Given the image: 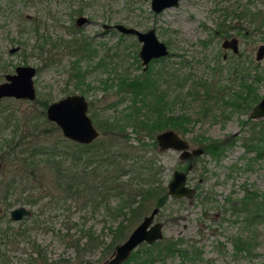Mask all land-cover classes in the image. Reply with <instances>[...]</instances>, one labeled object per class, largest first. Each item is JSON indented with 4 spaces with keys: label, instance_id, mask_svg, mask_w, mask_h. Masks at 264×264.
Here are the masks:
<instances>
[{
    "label": "rangeland",
    "instance_id": "obj_1",
    "mask_svg": "<svg viewBox=\"0 0 264 264\" xmlns=\"http://www.w3.org/2000/svg\"><path fill=\"white\" fill-rule=\"evenodd\" d=\"M150 1L0 0V82L5 74L14 73L16 66L30 65L36 69L33 80L39 101L48 98L51 103L66 95L82 94L88 101L90 117L93 112L99 118L121 116L132 106L148 124L158 119L162 122L171 115L184 116L188 118L185 130L177 133L188 142L190 150L232 137L233 143L217 158L203 152L183 161L179 152L171 149L157 150L156 155L151 152L162 166L165 186L173 172L180 170L187 174L186 183L195 191L191 198L168 195L167 203L154 218L162 224V240L176 239L188 247L192 245L199 257H155L147 264H264V155L257 156L244 146L264 121L249 116L264 98V57L255 60L258 46L264 44V0H179L177 6L159 13L151 10ZM257 11L261 13L250 22V12ZM80 16L89 23L79 27L76 20ZM116 23L142 32L154 28L158 40L167 46L168 55L152 59L143 71L137 38L103 27ZM72 35L87 38L92 44L93 55L78 62L83 78L74 75L76 58L64 46V40ZM232 37L238 39L237 53L222 47L223 39ZM45 38L50 41L44 44ZM239 71L243 72L241 77ZM145 76L149 82L145 81L148 86L143 101L135 99L133 104L130 94L117 91L118 82ZM244 78L257 98L246 106L248 109H235L225 100L233 99L241 90ZM39 109L40 104L33 101L0 99V110L15 119L36 115ZM163 130L167 129L149 134L126 128L134 145L138 137L151 142ZM37 175L38 179H31L29 184L40 186L34 190L39 200L33 204L17 201L11 207L24 205L31 215L11 221L10 209L0 217V264L106 261L113 253L107 251V246L114 227L122 219L106 210L107 205L115 206L116 200L100 204L86 200L87 196L63 198L52 187L55 175L49 168L44 167ZM20 192L21 188L12 197L20 196ZM250 194L260 204L259 215L252 223L238 211L239 200ZM154 207L153 202L148 203L139 221L128 225L119 243ZM5 231L6 238L2 233ZM87 232L97 240L90 242ZM236 245L245 249L237 250ZM140 246L128 264H143L136 258L147 257Z\"/></svg>",
    "mask_w": 264,
    "mask_h": 264
},
{
    "label": "trees",
    "instance_id": "obj_2",
    "mask_svg": "<svg viewBox=\"0 0 264 264\" xmlns=\"http://www.w3.org/2000/svg\"><path fill=\"white\" fill-rule=\"evenodd\" d=\"M260 13V11L250 12V22ZM37 30L35 28V33H38ZM49 41L45 38L44 44ZM64 43L66 49L76 58L72 65V69L75 67L74 75L83 78L84 73L79 69L78 62L81 58L86 59L93 55L91 42L87 38H77L72 35L70 39L64 40ZM52 46L57 47L56 43H52ZM239 73L241 77L243 72L239 71ZM148 79V76H145L130 82L126 80L118 82L117 91L130 94L133 104L135 99L143 101L144 89L148 86L145 85V81L149 82ZM255 94L251 84H247L244 78L241 90L233 99L225 100V103L235 109H245L256 100ZM47 99L39 101L36 98L33 103L40 104L37 114L21 120L0 110V217L6 216L7 211L17 201L33 204L39 200L40 197L35 196L34 190L40 186L29 183L31 179H38L37 174L47 167L55 175L52 187L64 195L63 198L71 195L87 196L86 200L100 204L103 201L109 204L108 200L111 198L116 200L115 206L106 207L107 212L114 218L122 217L114 227L112 240L107 246V251L111 254L115 246L125 238L127 228L130 227L128 225L139 221L148 203L153 202L155 207L161 208L168 200L167 187L162 178V166L151 154L153 152L156 155V151L159 150L157 142L154 138L151 142H145L138 137V143L134 145L130 143L126 128L130 126L136 133L144 131L151 134L154 130L169 128L183 133L184 123L188 118L171 115L162 122L158 119L148 124L146 117L141 118L138 109H133L132 106L121 116L108 115L99 118L93 112L91 118L100 135L90 144H80L64 138L59 128L46 119L45 110L50 101ZM204 111L206 112L207 109ZM261 122L262 128L256 130L244 144L247 151L255 152L257 156L264 155V121ZM7 129H9L8 133L5 132ZM233 141L232 137H228L220 141H211L202 148L204 152L217 158ZM19 188H21L20 196L13 198L12 194L19 191ZM25 191H27L26 195L21 196ZM47 194L53 197L49 191ZM253 197H255L253 194L245 195L239 200L238 211L244 213V219L248 223H252L259 215L260 204L254 202ZM2 233L6 238L7 231ZM85 236L90 242L93 239L97 240L90 232ZM140 245L147 257L142 258L137 255L136 258H140L143 264L152 263L155 257L170 255L190 260L199 257V251L194 250L192 245L189 247L184 245L181 240L166 239L151 245L146 243ZM236 247L237 250L245 249L242 245ZM37 251L38 256L41 255V261L45 262L42 253ZM136 253L134 250L129 259L122 264H128Z\"/></svg>",
    "mask_w": 264,
    "mask_h": 264
},
{
    "label": "water",
    "instance_id": "obj_3",
    "mask_svg": "<svg viewBox=\"0 0 264 264\" xmlns=\"http://www.w3.org/2000/svg\"><path fill=\"white\" fill-rule=\"evenodd\" d=\"M178 3L179 0H151L150 7L154 13H159L166 8L177 6ZM88 23L89 20L84 16H80L76 20L78 26ZM105 28L115 29L122 34L133 35L137 38L138 42L141 43L138 56L143 65V71L147 70L152 59L167 56L169 53L167 46L156 37L154 28L142 32L134 27L120 23L106 25ZM222 46L231 48L234 53L238 52V41L236 38L224 40ZM263 57L264 44H261L256 50L255 60L260 61ZM35 74L36 69L30 65L16 66L14 73L5 74V80L0 82V99L12 97L34 101L37 97L33 80ZM249 116L254 120L264 118V98L253 107ZM45 117L59 128L64 138L73 142L90 144L100 135L99 130L88 114V101L82 94H70L52 101L46 107ZM155 141L159 150L171 149L177 151L183 161L193 156L201 155L204 152L202 147L190 150L188 142L172 129L157 133ZM186 182L187 174L184 171H174L166 185L168 195L174 198H191L195 191ZM159 209V207H154L148 215L143 216L142 220L132 229L126 239L115 247L112 255L100 264H122L129 259L131 253L140 244L151 245L162 240V224L154 221ZM30 215L31 211L24 205L12 208L9 211L10 219L13 221L21 220Z\"/></svg>",
    "mask_w": 264,
    "mask_h": 264
},
{
    "label": "flooded vegetation",
    "instance_id": "obj_4",
    "mask_svg": "<svg viewBox=\"0 0 264 264\" xmlns=\"http://www.w3.org/2000/svg\"><path fill=\"white\" fill-rule=\"evenodd\" d=\"M105 26H106V25H104L103 27L105 28ZM79 27H81V26H79ZM105 29H107V28H105ZM107 30H109V29H107ZM232 38H236V37H232ZM232 38H230V39H232ZM230 39H229V38H224L223 41H224V40H230ZM236 39H237V38H236ZM237 41H238V39H237ZM222 47H223V46H222ZM223 48H224V47H223ZM224 49H230V50H232L231 48H224ZM232 52H233V51H232ZM233 53H234V52H233ZM10 220H11V219H10ZM11 221H13V220H11Z\"/></svg>",
    "mask_w": 264,
    "mask_h": 264
}]
</instances>
